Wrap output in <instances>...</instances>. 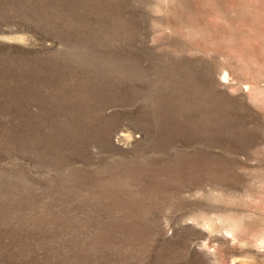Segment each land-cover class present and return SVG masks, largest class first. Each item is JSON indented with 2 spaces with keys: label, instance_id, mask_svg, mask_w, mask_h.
<instances>
[{
  "label": "rangeland",
  "instance_id": "obj_1",
  "mask_svg": "<svg viewBox=\"0 0 264 264\" xmlns=\"http://www.w3.org/2000/svg\"><path fill=\"white\" fill-rule=\"evenodd\" d=\"M0 264H264V0H0Z\"/></svg>",
  "mask_w": 264,
  "mask_h": 264
}]
</instances>
